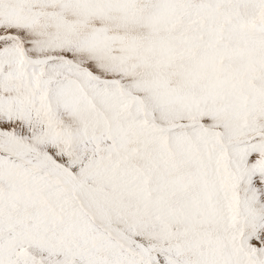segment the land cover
<instances>
[{
  "label": "snow or ice",
  "instance_id": "snow-or-ice-1",
  "mask_svg": "<svg viewBox=\"0 0 264 264\" xmlns=\"http://www.w3.org/2000/svg\"><path fill=\"white\" fill-rule=\"evenodd\" d=\"M0 264H264V0H0Z\"/></svg>",
  "mask_w": 264,
  "mask_h": 264
}]
</instances>
